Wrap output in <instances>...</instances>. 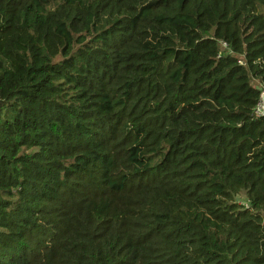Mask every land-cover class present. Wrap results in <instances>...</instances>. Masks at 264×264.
I'll return each mask as SVG.
<instances>
[{
  "label": "trees",
  "instance_id": "16d2710c",
  "mask_svg": "<svg viewBox=\"0 0 264 264\" xmlns=\"http://www.w3.org/2000/svg\"><path fill=\"white\" fill-rule=\"evenodd\" d=\"M262 91L264 0H0V264H264Z\"/></svg>",
  "mask_w": 264,
  "mask_h": 264
},
{
  "label": "built area",
  "instance_id": "2783aa9c",
  "mask_svg": "<svg viewBox=\"0 0 264 264\" xmlns=\"http://www.w3.org/2000/svg\"><path fill=\"white\" fill-rule=\"evenodd\" d=\"M222 45L225 49L228 48L227 43H222ZM241 63H243V62L241 61ZM255 114H256L257 118L264 117V91L261 92L260 100L257 104Z\"/></svg>",
  "mask_w": 264,
  "mask_h": 264
}]
</instances>
